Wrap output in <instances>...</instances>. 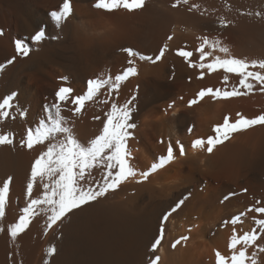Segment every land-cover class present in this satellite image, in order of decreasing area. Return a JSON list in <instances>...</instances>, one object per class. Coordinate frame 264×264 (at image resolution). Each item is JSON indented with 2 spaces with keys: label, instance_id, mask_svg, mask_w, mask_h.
<instances>
[{
  "label": "bare ground",
  "instance_id": "obj_1",
  "mask_svg": "<svg viewBox=\"0 0 264 264\" xmlns=\"http://www.w3.org/2000/svg\"><path fill=\"white\" fill-rule=\"evenodd\" d=\"M63 2L0 0V100L16 93L12 103L26 113L21 117L14 107L16 119L0 122V133L14 134L11 145H0V183L12 177L0 220V264H148L155 256L160 257L158 264H216L217 251L230 257L233 227L240 236L256 227L253 217L264 219V214L247 212L264 206V125L233 133L211 153L206 145L194 149L192 142L214 135L213 126L226 115L234 121L237 113L248 118L264 114V92L256 85L247 95H208L189 106L202 89H223L225 75L229 90L239 83L236 74L190 64L201 63L197 49L202 37L219 40L231 56L264 60V0H145L143 8L131 12L97 9L96 0H70L71 15L57 27L49 14L59 11ZM40 30L45 33L42 40L32 41ZM17 40L30 48L27 56L17 53ZM165 44L164 55L155 63L123 51L131 48L155 60ZM178 50L193 55L186 60ZM217 55L224 56L215 50L203 62ZM129 59L137 74L123 81L118 92L109 94L105 87L78 115L71 99L60 106L78 140L86 143L100 134L111 102L123 104L135 96L130 122L136 127L129 129L128 146L137 176L73 210L52 228L46 227L44 213L33 217L13 240L7 227L26 205L32 165L47 143L32 149L22 146L27 130L37 127L47 105L57 102L60 87H71L73 96L83 95L88 80L114 79L129 67ZM105 99L108 104L100 103ZM97 116L100 119H94ZM177 141L184 145V156L179 155ZM169 143L176 159L141 180L139 173L166 155ZM93 174L100 179L101 170ZM42 191L37 180L33 198ZM182 199L183 205L163 222V239L153 253L151 244L160 235L163 215ZM241 212L246 213L242 223H224ZM184 236L188 239L180 240ZM257 243L264 245V235ZM50 247L55 248L52 255L47 252ZM254 250L249 247L248 254ZM258 264H264V253H258Z\"/></svg>",
  "mask_w": 264,
  "mask_h": 264
},
{
  "label": "snow or ice",
  "instance_id": "obj_2",
  "mask_svg": "<svg viewBox=\"0 0 264 264\" xmlns=\"http://www.w3.org/2000/svg\"><path fill=\"white\" fill-rule=\"evenodd\" d=\"M187 3V0H184ZM145 0H96L94 7L102 9L107 12H113L120 9L129 12L143 8ZM175 6V5H174ZM193 7H196L193 5ZM72 12L70 0H64L59 11L50 12V17L59 27ZM260 15V13H257ZM222 27L227 26V22L220 21ZM2 34V33H0ZM44 31H37L32 37V41L39 42L44 37ZM172 39L171 36L168 37ZM202 42L197 51L200 53V61L198 65L190 64L191 67H199L200 69H208L209 72H215L218 69H223L225 73H233L239 77V83L232 86L229 90L227 83L228 75L223 77L225 87L223 89L211 87L202 89L197 96V99L189 101V106L198 102L205 96H212L213 98L229 99L232 97L243 96L251 93L256 85H259V90L264 92V71H252L250 69L259 68L264 70V60L240 59L229 54V49L222 46L219 40L210 41L207 37H202ZM17 53L27 56L30 48L22 41L15 42ZM167 48L165 44L160 49V54L155 57L143 56L135 52L131 48H126L125 51L129 57L138 56L141 60H148L153 63L160 60ZM205 48L210 51H205ZM218 50L224 56H214L211 62L205 63L207 57L213 55V51ZM178 55L184 57L186 60L193 55L190 51L178 50ZM9 60L8 63H12ZM133 60L129 59L127 67L122 73L117 74L113 79L109 76L106 79H95L87 81V91L83 95L73 96V89L71 87H60L56 92L57 102L47 105L44 109L45 116L40 118L37 127L29 128L26 137L21 140V145L32 149L35 145H44L46 142V150L41 152L39 157L34 161L31 168V175L26 186V205L20 209L21 214L15 223L8 225L7 231L10 237L15 240L16 237L27 229L32 221V218L44 213L47 216V228H52L58 221H62L70 212L79 209L81 206L97 200L99 197L105 196L109 191H115L122 183L129 178L137 176V169L131 163L132 153L128 146V141L132 136L129 129L136 127L135 123H131L133 108L131 107L135 96L127 100L123 104L111 102L110 109L105 113L103 127L99 135H96L86 143H81L73 132L66 119L61 114V102H67L71 99V104L74 105V114H80L85 107L86 102L96 100L101 94V90L107 87L109 94L118 92L120 84L127 80L129 76L137 74V69L133 66ZM2 68V66H0ZM203 72L201 73V77ZM61 79L67 80V77ZM255 82V83H253ZM243 90V91H242ZM16 93L5 96L0 100V122L7 119H16L13 113L14 107L19 112L21 117L25 116L24 110L19 106H14L12 101ZM100 103L108 104L109 99L100 101ZM171 107V105H170ZM237 118L232 121L229 116L223 118V122L213 126L212 132L214 135H209L207 139H196L192 142V147L204 148L211 153L213 149L224 141L228 140L233 133L247 130L255 125H264V114L257 115L254 118H248L237 113ZM94 119H100L99 116ZM192 131L191 128L188 129ZM14 134L12 132L0 133V145H11L13 143ZM179 147V155H185L184 145L177 141ZM174 148L169 143L166 155L158 157L157 162H154L147 171L139 173L141 180H146L149 175L157 169L163 168L166 164L175 160ZM101 170V177L97 179L93 174V170ZM40 181L42 184V193L33 198L34 184ZM12 177H7L0 183V220L5 217V208L8 203L10 184ZM225 200L228 199L226 196ZM184 200L177 202L171 211L167 212L162 217L160 225V235L151 244V251L154 253L157 247L161 244L164 235V223L172 213H174ZM260 204V201L256 202ZM255 212L257 214H264V206L249 208L247 212ZM246 213L241 212L239 215L233 216L229 222L232 225L242 223L241 217ZM256 227L251 231H245L243 235L238 236L235 227H233V234L228 245L231 250V256L226 257L219 251L215 253L216 264H258V253H264V245L257 242L264 235V219H257L253 217ZM257 228L259 231H257ZM0 231H4L0 227ZM188 237H181L180 240H187ZM177 240L172 244L175 248L180 243ZM241 245L239 249L237 246ZM255 247V250L248 254L249 247ZM48 255L55 252L54 247H50ZM159 256L150 258L148 264H158ZM47 264V261H45Z\"/></svg>",
  "mask_w": 264,
  "mask_h": 264
}]
</instances>
